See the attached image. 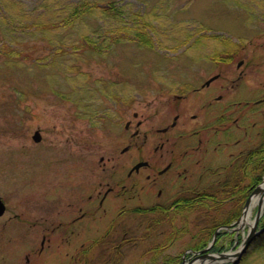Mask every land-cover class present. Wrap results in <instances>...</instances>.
I'll return each mask as SVG.
<instances>
[{"label":"rangeland","instance_id":"1","mask_svg":"<svg viewBox=\"0 0 264 264\" xmlns=\"http://www.w3.org/2000/svg\"><path fill=\"white\" fill-rule=\"evenodd\" d=\"M86 6L111 7V12L71 15L75 7ZM136 28L150 45L128 38ZM226 47L238 49L232 62L210 59ZM0 49L26 50L33 59L5 64L6 57L0 58V198L6 206L0 217V264H151L165 257H178L180 264L183 259H194L191 264L230 262L193 255L190 249L198 239L193 236L217 225L234 208L240 210L239 218L250 191L244 189L245 195L235 196L234 202L195 204L181 214L136 211L148 201L113 194L98 207L99 198L94 199L119 177L117 165L103 171L99 159L116 156L133 132L124 130L122 97L127 118L135 122L136 112L144 123L140 132H147L149 140L156 137L149 129L157 127L158 119L173 115L164 106L167 99L185 94L189 85L199 86L201 77L222 74L225 89L218 92L224 99L264 98V0H0ZM240 60L244 62L237 68ZM196 107H189L187 119L201 111ZM222 107H214V115ZM249 121L253 139L241 147L255 152L254 174L226 173L234 178L226 183L238 180L240 189L254 177L264 183V107H257ZM36 130L39 142L32 139ZM238 149L207 156L230 169L229 163H237L228 152ZM210 178L202 180L200 190L214 191L206 185L214 180ZM229 190L217 194L218 199L227 198ZM257 207L236 231H220L224 249L213 254L240 245L252 231ZM261 214L259 226L264 204ZM238 264H264V236Z\"/></svg>","mask_w":264,"mask_h":264},{"label":"flooded vegetation","instance_id":"2","mask_svg":"<svg viewBox=\"0 0 264 264\" xmlns=\"http://www.w3.org/2000/svg\"><path fill=\"white\" fill-rule=\"evenodd\" d=\"M215 62L217 64H228L232 62V59L227 63L224 61ZM243 62V60L238 61L237 68ZM202 78L199 79L201 82L199 86L189 85V90L186 88L185 94H175L173 98L167 99L164 106H169L173 115L171 117H161L156 123L157 127L149 129L154 130L156 136L151 140H149L147 132H140L144 123L142 119H137L136 112H133L132 116L136 120L135 122L127 118L128 105L122 97L120 100V111L124 114L122 119L125 118L124 130L127 132L133 129V132L130 136H126V144L120 149L119 155L115 156V154H112L105 159L104 157L99 159L100 167L103 171L108 168L115 169L117 165L119 167L117 172L119 177L116 178L112 186H107L106 191L100 197L94 199L99 198L98 207L102 206L103 202L113 194L117 198L128 200L141 199L143 197V202L148 201L147 203L149 204L147 206L139 205L141 208H137L136 210L138 211L178 212V210L188 207L187 202L195 199L207 198L204 199L206 204H215V201L219 202L217 194L222 193L226 187H229V189L231 187V190L227 192L228 197L226 200L220 199L224 204L231 201L234 202L235 196L245 195V190L247 192L251 191L255 185L252 182L248 187L241 189L239 188L241 186L240 182L239 184L237 183L238 180L233 181L232 185L230 182L226 183L227 180H234V178L228 177L226 173L231 171L240 172L241 170L244 177L246 175L251 177V174H254L251 173L253 170H250V167L254 163L252 159L255 156V152H252L250 147L243 149L241 145L243 147L251 145L247 144V142H251V139H253L252 134L254 131H252L250 126L248 128L246 126L250 122L251 113H254L257 107H264V98L256 99L254 97L253 99H246V97H242L243 99H241L238 97V101L224 99L222 92L225 86L220 82H225V77L222 74L217 72L204 80ZM229 82L233 84L235 79ZM218 90L222 92H218ZM203 94L207 98L206 101H203ZM194 97H198V99L193 101L192 98ZM220 103H222L223 107L218 111L216 110L217 115H214L212 110ZM197 105L200 106L201 111L189 115V119H187L185 115L189 107L194 108ZM208 109L211 110L210 114H203ZM193 122L194 125H192ZM250 124L255 125L253 121ZM209 133L212 138L208 139ZM221 136L225 138H221ZM261 136L264 140V130ZM215 137L217 138L216 142ZM231 141H234V143H230ZM230 147H239L236 153L233 151L228 152V158L236 162V165L229 163V167L233 166L229 169L227 167L221 168L219 165L216 166L218 162L215 164V161L210 162L207 156L209 153L226 152ZM244 152H247L246 156ZM263 152L264 148L260 152L264 157ZM127 153L130 154L126 156ZM124 154L126 155L123 157ZM128 157L133 159L131 164L130 160H127ZM260 158L264 160V158ZM223 163L227 162L223 161ZM240 164H242V167ZM222 170L224 174L221 177L220 173ZM196 171L198 173H195ZM209 177L214 180L206 185L212 186L214 191L211 189L208 191L205 188L200 190L199 184L202 180H206ZM176 187L177 191L173 194L172 191L176 190ZM133 191H136V193H132ZM100 192L99 190L98 196ZM208 197L212 201H208L210 200ZM182 200H187L184 205L180 203ZM215 205L212 206L214 207ZM84 216L85 214L80 217L84 218ZM78 220L77 218L73 222Z\"/></svg>","mask_w":264,"mask_h":264},{"label":"trees","instance_id":"3","mask_svg":"<svg viewBox=\"0 0 264 264\" xmlns=\"http://www.w3.org/2000/svg\"><path fill=\"white\" fill-rule=\"evenodd\" d=\"M111 12V7L110 8H105V9H102L100 8L99 6H86V7H82L80 10H79V7L78 8H74L71 12V15H73L74 17H80L84 14L88 15V16H94V15H105V13H110ZM115 15V13L113 14ZM64 22H68L66 21L67 19H63ZM67 24V23H66ZM67 26V25H66ZM125 32H122L121 33V36H125L124 35ZM128 38H138L139 42H141L142 44L144 45H150L151 41L150 39L148 38V36L146 35H143V32L140 30V28H136L135 29V32L134 33H130L128 34ZM85 37V36H84ZM86 40V44L87 46L89 45V39L86 37L85 38ZM92 49L96 51L97 48H95L94 46H92ZM237 52V48L236 49H228L227 47L224 49H216L215 52L210 55V59L213 60V61H224L225 63H227L229 60H231L234 56V54H236ZM1 55L5 56L6 58H3L2 62L5 63V64H8L9 62H12L13 64L15 63H19V61L21 62L22 60L24 59H31L32 58V54L29 52V51H20V50H17V51H14V50H6V49H0V58H1ZM42 55L40 54L39 57H41ZM39 57H36V59H38ZM35 59V58H34ZM33 60V59H31ZM260 181V178L259 177H254L251 179V182L253 184H258ZM241 192H243V190H241ZM244 195H241V197H243ZM204 199H207V198H203L201 200H192V201H189L187 202V205L188 207L185 208V209H190L191 207H193L195 204L196 205H211V204H206V201ZM208 199H210V197H208ZM222 200H226V198H223ZM187 200H182L180 201V203L182 205H184L186 203ZM208 201H212L211 199L208 200ZM215 206H222L224 205V203L219 200V202H216L215 201ZM185 209H182V210H185ZM182 210H178V213L181 214ZM138 211V210H136ZM239 213H240V210H236L235 208L231 210V213H227V216L224 217L223 220H221L219 223H217V225H215L214 227L212 228H209V229H205V230H202L200 233L194 235L193 237L195 238L196 236L198 237V239L194 242V244L192 245V249L193 250H199L201 248H204L206 246V244L208 242H210V240L212 239V235H213V232L221 225H227L229 223H231L232 221H234L238 216H239ZM145 214V213H144ZM264 226V224H263ZM222 237L221 233H218L217 235V238H216V241H215V244L212 246V248L210 249L211 252H220L221 250L224 249L223 245H222V241L220 240ZM262 236L258 237L261 238ZM219 241H221V243L219 244ZM155 253V256H154V259H158V253L154 252ZM83 258V257H82ZM81 262H83L82 264H86V261L84 260H81ZM80 263V262H79ZM181 263V259H179L178 257H165L164 259H161V260H155V261H152L151 264H180Z\"/></svg>","mask_w":264,"mask_h":264},{"label":"water","instance_id":"4","mask_svg":"<svg viewBox=\"0 0 264 264\" xmlns=\"http://www.w3.org/2000/svg\"><path fill=\"white\" fill-rule=\"evenodd\" d=\"M32 139L34 142H39L40 139H41V136H40V133L38 130H36L33 135H32ZM139 166V165H137ZM257 194H261V198H260V202L262 201V199L264 198V189L261 187V185H258L257 187H255V189L252 191V193L250 194V196L246 199L245 201V204H244V210H243V213L242 215H244L246 213V209L250 203V200L253 196L257 195ZM261 208H262V205L259 204L258 205V210H257V213H256V216H255V220H254V225L252 226V231L251 233H249L246 237V239L243 241V243L241 244V246L237 249L236 252L234 253H219L217 255H214V254H208L206 253L210 247L212 246V244L214 243V240L216 238V234L217 232L219 231V229H217L214 233V236H213V240L212 242L208 245V247H206L204 250L200 251L199 253H204L201 257H206V258H209L210 260H213V261H216V260H225V259H231L232 258V261H231V264H238L239 261L241 260L242 256L245 254L248 246L251 244V242L254 240L255 236L256 235H259V233L263 232L264 229L260 230L259 232L256 233V225L258 223V219L260 217V214H261ZM5 211V205L4 203L2 202L1 198H0V216L3 215ZM240 219L239 218L234 224H238L240 222ZM194 254H197V253H194ZM234 258V260H233ZM196 259V258H195ZM194 259L188 261V263L186 264H191L193 262Z\"/></svg>","mask_w":264,"mask_h":264},{"label":"bare ground","instance_id":"5","mask_svg":"<svg viewBox=\"0 0 264 264\" xmlns=\"http://www.w3.org/2000/svg\"><path fill=\"white\" fill-rule=\"evenodd\" d=\"M263 189H264V183L262 184L261 186ZM260 196L257 195V196H253L252 199H251V203H250V206L246 209V213H245V216H243L242 218V222H246L250 216V213L252 212V209L257 206L258 204H261L263 205L264 204V198L262 199V201L260 202Z\"/></svg>","mask_w":264,"mask_h":264}]
</instances>
